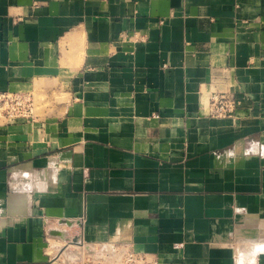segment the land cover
<instances>
[{"label":"crops","instance_id":"obj_1","mask_svg":"<svg viewBox=\"0 0 264 264\" xmlns=\"http://www.w3.org/2000/svg\"><path fill=\"white\" fill-rule=\"evenodd\" d=\"M4 95L0 264H264V0H0Z\"/></svg>","mask_w":264,"mask_h":264},{"label":"built area","instance_id":"obj_2","mask_svg":"<svg viewBox=\"0 0 264 264\" xmlns=\"http://www.w3.org/2000/svg\"><path fill=\"white\" fill-rule=\"evenodd\" d=\"M16 101L18 116L31 117L30 101L19 97ZM237 103L232 93H215L209 99L208 114L213 118L237 119ZM78 243H74L80 247V257L75 260L78 264H161L155 255L136 251L127 243L108 242L88 249L84 243ZM60 257L61 254L57 256Z\"/></svg>","mask_w":264,"mask_h":264},{"label":"rangeland","instance_id":"obj_3","mask_svg":"<svg viewBox=\"0 0 264 264\" xmlns=\"http://www.w3.org/2000/svg\"><path fill=\"white\" fill-rule=\"evenodd\" d=\"M18 99V98H17ZM16 97H12V96H0V122H4V121H8V120H16V119H19L20 117H18V113L16 112L18 109H17V104H16ZM75 245L77 244H74L72 247L69 246L68 248V252L69 251H72V253L74 251H76V247ZM59 249H58V252L56 255H58L60 252H63L64 249H66L68 246H66V243L64 242H61V244H59ZM88 249V247H87ZM66 251V252H67ZM66 260H64L63 258H61V260H58L57 261V264H78V262H74V261H71L69 263H67V258L65 257ZM66 263H65V262Z\"/></svg>","mask_w":264,"mask_h":264},{"label":"bare ground","instance_id":"obj_4","mask_svg":"<svg viewBox=\"0 0 264 264\" xmlns=\"http://www.w3.org/2000/svg\"><path fill=\"white\" fill-rule=\"evenodd\" d=\"M66 246H68V247L66 249H64L63 252H60L59 254H61V255H63V257H66L67 258V260H68L67 263H69L71 261H75L76 259H78L80 257L79 256V251H80L79 248L80 247L78 245H75L76 251H74L73 253H72V251H69V252L67 251L70 245L69 244H66ZM72 246L73 245H71L70 247H72Z\"/></svg>","mask_w":264,"mask_h":264}]
</instances>
